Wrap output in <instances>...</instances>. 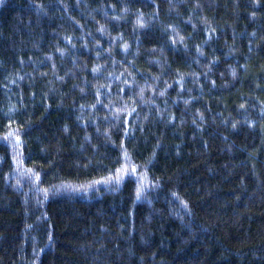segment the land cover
<instances>
[{
    "label": "trees",
    "instance_id": "1",
    "mask_svg": "<svg viewBox=\"0 0 264 264\" xmlns=\"http://www.w3.org/2000/svg\"><path fill=\"white\" fill-rule=\"evenodd\" d=\"M0 264H264V0H2Z\"/></svg>",
    "mask_w": 264,
    "mask_h": 264
},
{
    "label": "rangeland",
    "instance_id": "2",
    "mask_svg": "<svg viewBox=\"0 0 264 264\" xmlns=\"http://www.w3.org/2000/svg\"><path fill=\"white\" fill-rule=\"evenodd\" d=\"M106 184V183H105ZM105 184H100V186H104Z\"/></svg>",
    "mask_w": 264,
    "mask_h": 264
},
{
    "label": "snow or ice",
    "instance_id": "3",
    "mask_svg": "<svg viewBox=\"0 0 264 264\" xmlns=\"http://www.w3.org/2000/svg\"><path fill=\"white\" fill-rule=\"evenodd\" d=\"M0 2H2V0H0Z\"/></svg>",
    "mask_w": 264,
    "mask_h": 264
}]
</instances>
